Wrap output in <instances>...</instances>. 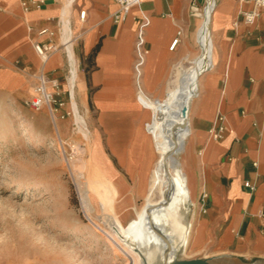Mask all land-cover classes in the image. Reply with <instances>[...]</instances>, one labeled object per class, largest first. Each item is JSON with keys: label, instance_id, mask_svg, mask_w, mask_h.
I'll list each match as a JSON object with an SVG mask.
<instances>
[{"label": "crops", "instance_id": "obj_1", "mask_svg": "<svg viewBox=\"0 0 264 264\" xmlns=\"http://www.w3.org/2000/svg\"><path fill=\"white\" fill-rule=\"evenodd\" d=\"M219 1L210 22L211 64L197 75L187 129L177 151L191 157L196 193L191 239L212 264H264V8L250 23L242 11L252 8L251 0ZM190 3L143 0L116 21L115 0H46L41 8L30 10L23 9L21 0H0V90L16 91L26 82L35 85L29 75L41 67L33 47V41L41 38L36 29L66 9L73 36L82 34L72 43L73 93L78 108L94 112L90 121L98 165L93 162L99 170L112 169L113 184L128 188V177L117 174L111 156L127 173L138 169L141 175L152 167L155 156L144 129L150 110L143 96L154 98L164 92V98L176 67L183 63L181 52L193 27ZM81 10H86L85 19ZM144 13L150 17L149 53L142 90L137 89L134 97L129 91L133 46ZM201 23L202 18L195 29L199 48ZM179 30L180 40L171 48ZM45 70L60 79L67 97L72 83L66 51L55 52ZM65 109L70 110L69 103ZM220 125L222 137L214 138L212 132ZM246 181L255 188L246 186ZM128 189L137 204L138 187Z\"/></svg>", "mask_w": 264, "mask_h": 264}, {"label": "rangeland", "instance_id": "obj_2", "mask_svg": "<svg viewBox=\"0 0 264 264\" xmlns=\"http://www.w3.org/2000/svg\"><path fill=\"white\" fill-rule=\"evenodd\" d=\"M206 1L191 0L189 12L193 27L189 43L187 46L185 43L181 52L180 61L184 64L200 54L199 45L195 42V29ZM77 46L81 47L80 40ZM29 78L35 80L31 74ZM130 80L129 91L135 97L138 88L133 66ZM33 90L34 85L30 82L16 91L0 90V264H138L136 255L118 245L102 226L106 227L109 217L117 213L112 205V193L114 200L132 196L137 210L148 198L149 177L157 158L148 128L153 120L150 105L144 99L150 110L144 129L155 156L152 167L141 175L138 169L127 173L111 156L119 169L117 174L128 177V188L134 190L138 187L141 195H137L136 204L133 193L126 186H117L118 193L114 195L113 188L104 183L105 179L94 164L98 154L97 145H92L90 118L94 112L90 114L80 105L77 108L86 120L84 128L77 123L73 100L67 96L66 102L70 110L74 108V113L53 121L47 108L36 111L24 103ZM91 91L90 88L89 94ZM163 95L164 92L154 98L161 99ZM75 100L78 101L76 94ZM84 130L88 137L83 135ZM80 172L85 176L83 180L90 183L96 204L94 215L86 211L82 201L78 187ZM104 203L109 207L100 210L99 204ZM104 220L105 224L102 223ZM195 229L194 210L192 236ZM191 232L187 256L183 260L204 259V251L195 248ZM168 250L165 249V254Z\"/></svg>", "mask_w": 264, "mask_h": 264}, {"label": "bare ground", "instance_id": "obj_3", "mask_svg": "<svg viewBox=\"0 0 264 264\" xmlns=\"http://www.w3.org/2000/svg\"><path fill=\"white\" fill-rule=\"evenodd\" d=\"M215 5L216 0H207L205 7L202 8V23L198 32L200 54L193 61H188V64L182 63L176 67L164 98L143 96L153 111V120L148 128L157 154L149 177L148 198L141 209L137 210L132 196L125 195L114 200L112 193V205L115 206L117 213L109 217V222L106 223L105 220L102 222L107 224L106 227L102 226V229L113 236L118 245H123L136 255L138 264H181V260L187 256L196 193L191 179V157L186 152L177 154L175 152L180 149V141L187 129V117L185 118L183 109L186 105L191 107L197 89L198 73L200 75L203 69L207 70L211 64L210 22ZM62 16L66 20L64 32L71 38L73 33L66 9L62 11ZM72 43L73 40L64 50L68 58L73 93L76 68ZM185 71L187 73L184 75ZM72 103L77 123H81L85 128L86 120L77 110L74 93ZM184 121L186 125L182 128ZM83 135L88 137L86 130L83 131ZM100 172L105 178L104 183L110 185L116 195L117 185L113 184L110 178L112 169L103 167L100 168ZM83 178L85 176L80 172L78 187L82 201L86 211L94 215L96 204L90 183ZM108 207L105 203L99 204L100 210ZM166 248H169L167 254Z\"/></svg>", "mask_w": 264, "mask_h": 264}, {"label": "built area", "instance_id": "obj_4", "mask_svg": "<svg viewBox=\"0 0 264 264\" xmlns=\"http://www.w3.org/2000/svg\"><path fill=\"white\" fill-rule=\"evenodd\" d=\"M118 4V10L115 14L116 21L124 18L129 11L142 3L143 0H115ZM206 1V0H205ZM219 0H216V4ZM245 2L246 0H237ZM252 8L243 10L242 14L246 21L252 23L258 16L262 8H264V0H251ZM46 4V0H21V5L24 10H30L33 8H41ZM86 10L80 11L81 19H85ZM65 18L61 15L57 18H52L50 24L43 25L36 29L37 35L41 37L38 40L33 41V47L41 59V67L38 72L34 73L35 85L33 92L24 99V103L33 108L36 111L48 109L49 114L53 121H56L58 117L65 118L71 112L74 113V108L66 110V97L64 96V90L62 82L59 78L48 75L45 70V65L50 57L59 50H64L66 45L70 41H74L82 34L75 33L73 37H67L64 32ZM150 25V17L147 14H143L139 18L138 27L136 31V38L134 43V78L139 91L142 90V76L144 66L146 64L149 47L147 44V28ZM33 27H30V30ZM182 31L179 30L176 38L172 41L171 48H174L180 40ZM69 100H73L72 90L68 92ZM219 119H223V115L219 116ZM224 127L218 126L212 132L214 138L222 137ZM245 185L251 189L255 188V184L250 181H246Z\"/></svg>", "mask_w": 264, "mask_h": 264}, {"label": "water", "instance_id": "obj_5", "mask_svg": "<svg viewBox=\"0 0 264 264\" xmlns=\"http://www.w3.org/2000/svg\"><path fill=\"white\" fill-rule=\"evenodd\" d=\"M200 3L203 2L204 0H198ZM190 107L188 105H186L183 109V114L185 116V118L187 117L188 113H189ZM185 121L183 122V127H185ZM165 264V263H164ZM181 264H212L210 259L207 258H196V259H189V260H181Z\"/></svg>", "mask_w": 264, "mask_h": 264}]
</instances>
